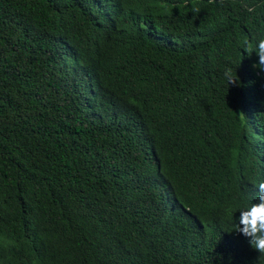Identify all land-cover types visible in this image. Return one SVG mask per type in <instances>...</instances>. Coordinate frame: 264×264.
<instances>
[{
    "label": "trees",
    "instance_id": "1",
    "mask_svg": "<svg viewBox=\"0 0 264 264\" xmlns=\"http://www.w3.org/2000/svg\"><path fill=\"white\" fill-rule=\"evenodd\" d=\"M262 32L264 0H0V264H264Z\"/></svg>",
    "mask_w": 264,
    "mask_h": 264
},
{
    "label": "clouds",
    "instance_id": "2",
    "mask_svg": "<svg viewBox=\"0 0 264 264\" xmlns=\"http://www.w3.org/2000/svg\"><path fill=\"white\" fill-rule=\"evenodd\" d=\"M236 46L243 56L245 53L248 58L255 55L257 62L252 67L257 75L264 73V32L250 33L239 37L236 40ZM223 77L229 86L240 83L237 73L234 74L231 66L225 67ZM241 115L244 116L243 113ZM257 115H264V113ZM256 189H258L255 195V201L257 202L240 207L238 211L240 213L239 221H235V232L242 234L249 240L251 247L260 254V260L261 257H264V182H260ZM228 212L231 214L232 209L229 208Z\"/></svg>",
    "mask_w": 264,
    "mask_h": 264
}]
</instances>
